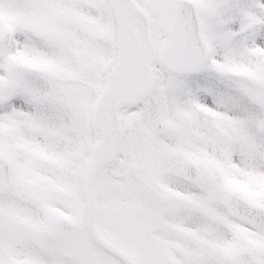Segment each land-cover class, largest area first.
I'll use <instances>...</instances> for the list:
<instances>
[{"label": "snow or ice", "instance_id": "obj_1", "mask_svg": "<svg viewBox=\"0 0 264 264\" xmlns=\"http://www.w3.org/2000/svg\"><path fill=\"white\" fill-rule=\"evenodd\" d=\"M0 264H264V0H0Z\"/></svg>", "mask_w": 264, "mask_h": 264}]
</instances>
